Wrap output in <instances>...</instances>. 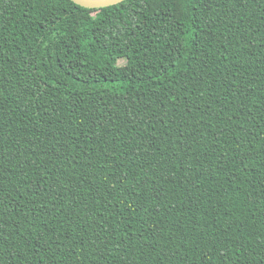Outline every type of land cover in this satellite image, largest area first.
Masks as SVG:
<instances>
[{
    "label": "trees",
    "instance_id": "trees-1",
    "mask_svg": "<svg viewBox=\"0 0 264 264\" xmlns=\"http://www.w3.org/2000/svg\"><path fill=\"white\" fill-rule=\"evenodd\" d=\"M0 264H264V0H0Z\"/></svg>",
    "mask_w": 264,
    "mask_h": 264
},
{
    "label": "water",
    "instance_id": "water-1",
    "mask_svg": "<svg viewBox=\"0 0 264 264\" xmlns=\"http://www.w3.org/2000/svg\"><path fill=\"white\" fill-rule=\"evenodd\" d=\"M71 1L85 8L102 9L120 4L125 0H71Z\"/></svg>",
    "mask_w": 264,
    "mask_h": 264
},
{
    "label": "rangeland",
    "instance_id": "rangeland-1",
    "mask_svg": "<svg viewBox=\"0 0 264 264\" xmlns=\"http://www.w3.org/2000/svg\"><path fill=\"white\" fill-rule=\"evenodd\" d=\"M120 64H121V65H124V64H126V61L122 60V61L120 62Z\"/></svg>",
    "mask_w": 264,
    "mask_h": 264
}]
</instances>
